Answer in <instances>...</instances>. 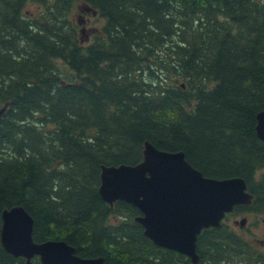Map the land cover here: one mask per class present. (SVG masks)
I'll return each instance as SVG.
<instances>
[{
  "label": "trees",
  "instance_id": "16d2710c",
  "mask_svg": "<svg viewBox=\"0 0 264 264\" xmlns=\"http://www.w3.org/2000/svg\"><path fill=\"white\" fill-rule=\"evenodd\" d=\"M85 15L103 21L88 41ZM263 110L264 0H0V264H28L1 241L15 205L37 242L104 264H192L145 235L138 207L103 200L102 165L141 162L146 141L184 151L205 176L244 178L253 201L234 212L264 217ZM197 252L264 264V244L226 222Z\"/></svg>",
  "mask_w": 264,
  "mask_h": 264
},
{
  "label": "water",
  "instance_id": "95a60500",
  "mask_svg": "<svg viewBox=\"0 0 264 264\" xmlns=\"http://www.w3.org/2000/svg\"><path fill=\"white\" fill-rule=\"evenodd\" d=\"M257 136L264 141V110L256 115ZM143 160L137 164L102 165L99 193L104 201L121 200L138 207L135 219L156 245L178 251L198 264V235L219 226L236 205H249L253 195L242 177L205 176L184 151H167L145 142ZM246 219L241 221L245 224ZM34 218L24 206L2 212L1 241L5 250L32 264H104L103 257H82L64 240L37 242Z\"/></svg>",
  "mask_w": 264,
  "mask_h": 264
},
{
  "label": "rangeland",
  "instance_id": "374dc122",
  "mask_svg": "<svg viewBox=\"0 0 264 264\" xmlns=\"http://www.w3.org/2000/svg\"><path fill=\"white\" fill-rule=\"evenodd\" d=\"M86 22V32H84L85 41H88L90 36L93 34L95 27L102 24L101 19H96L94 16L85 15L84 16ZM88 20V21H87ZM264 176V169L259 170L257 173V177ZM243 217H247V225L246 227H241L237 221H240ZM226 223L231 225V227L240 235L244 236L246 239L250 241L256 242L258 245L260 241L264 244V217L259 216L255 213H244L242 215H231ZM258 247V246H257Z\"/></svg>",
  "mask_w": 264,
  "mask_h": 264
}]
</instances>
